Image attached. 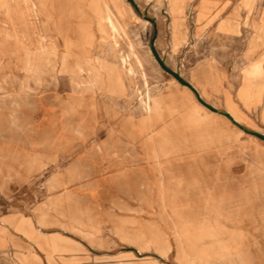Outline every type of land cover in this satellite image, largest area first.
<instances>
[{
	"label": "rangeland",
	"instance_id": "rangeland-1",
	"mask_svg": "<svg viewBox=\"0 0 264 264\" xmlns=\"http://www.w3.org/2000/svg\"><path fill=\"white\" fill-rule=\"evenodd\" d=\"M127 1L124 33L114 35L104 0H75V68L56 65L61 52L49 44L37 49L56 34L1 33L0 74L10 69L4 59L13 55L2 39L27 41L29 48L16 57L41 55L49 77L105 90L112 117L152 118L161 154L175 156L176 164L206 159L209 184L229 185L233 194H226L241 209L249 207L224 211L216 235L201 227L199 210L188 208L182 179L173 185L161 178L157 208L129 210V236L137 229L143 243L138 259L129 257L127 264H264V142L240 132L264 137V80L253 84L247 77L250 61L264 62V0H186L180 13L171 11L170 0ZM32 2L48 5L54 16L55 0ZM40 16L37 25L50 24L46 13ZM138 22H147L146 29ZM227 23L237 32L221 28ZM135 219L141 222L130 224Z\"/></svg>",
	"mask_w": 264,
	"mask_h": 264
},
{
	"label": "crops",
	"instance_id": "crops-1",
	"mask_svg": "<svg viewBox=\"0 0 264 264\" xmlns=\"http://www.w3.org/2000/svg\"><path fill=\"white\" fill-rule=\"evenodd\" d=\"M0 1L5 22L0 34H56L55 41L41 40L37 49L49 44L61 52L56 65L75 68V0H55L54 16L48 15V5H32V0ZM41 12L49 25H37ZM221 28L237 32L231 23ZM2 40V48L13 55L4 59L10 69L0 74V264H127L129 257L138 259L143 240L137 229L135 237L129 236L128 213L157 208L161 178L173 185L182 179L188 208L199 210L201 227H212L216 235L224 211L249 210L234 201L229 185L209 184L206 159L176 164L175 156L161 154L152 118L112 117L105 90L64 85L65 77H49L41 55L16 57L29 48L27 41ZM259 59L249 64L264 65ZM251 69L247 77L253 84L264 80L250 75ZM240 132L264 142L255 133Z\"/></svg>",
	"mask_w": 264,
	"mask_h": 264
},
{
	"label": "bare ground",
	"instance_id": "bare-ground-1",
	"mask_svg": "<svg viewBox=\"0 0 264 264\" xmlns=\"http://www.w3.org/2000/svg\"><path fill=\"white\" fill-rule=\"evenodd\" d=\"M106 4V21L108 26L110 27L111 32L115 34H119L120 32L124 33L123 28V17H124V10L126 8L131 7L127 0H104ZM186 0H170V8L173 13H180L183 10L184 2ZM248 1V0H247ZM204 8V7H203ZM205 9V8H204ZM137 27H143L146 29L147 22H138L135 23ZM115 43L118 44V41L115 38ZM264 57V55H263ZM122 63L125 64L126 60L122 58ZM140 66L143 67L142 62L140 61ZM125 66V65H124ZM250 75H253L255 78L263 77L264 76V68L261 63L253 65L251 71L249 72ZM172 81L179 85V83L172 78ZM149 104V103H148ZM198 118V117H197ZM195 118V121L198 123L200 119Z\"/></svg>",
	"mask_w": 264,
	"mask_h": 264
},
{
	"label": "trees",
	"instance_id": "trees-1",
	"mask_svg": "<svg viewBox=\"0 0 264 264\" xmlns=\"http://www.w3.org/2000/svg\"><path fill=\"white\" fill-rule=\"evenodd\" d=\"M182 82V81H181ZM258 137H260L262 140H264V137H261V136H258Z\"/></svg>",
	"mask_w": 264,
	"mask_h": 264
}]
</instances>
